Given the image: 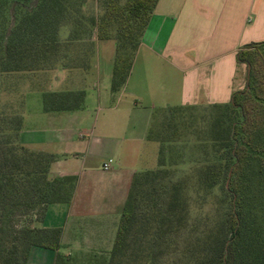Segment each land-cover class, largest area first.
Here are the masks:
<instances>
[{
    "label": "trees",
    "instance_id": "obj_1",
    "mask_svg": "<svg viewBox=\"0 0 264 264\" xmlns=\"http://www.w3.org/2000/svg\"><path fill=\"white\" fill-rule=\"evenodd\" d=\"M88 1L0 0V75L87 72L95 34L114 42L118 94L158 0H93L102 13L87 18ZM237 61L249 67L247 86L228 104L153 112L146 140L158 144L157 167L134 175L106 264H264V217L248 207L252 184L264 188V42ZM85 98L44 91L43 111L82 110ZM9 108L0 111V264H26L32 247L58 251L62 231L15 228L13 216L40 208L41 224L50 206L71 203L76 177L51 176L54 156L20 142L22 115Z\"/></svg>",
    "mask_w": 264,
    "mask_h": 264
},
{
    "label": "crops",
    "instance_id": "obj_2",
    "mask_svg": "<svg viewBox=\"0 0 264 264\" xmlns=\"http://www.w3.org/2000/svg\"><path fill=\"white\" fill-rule=\"evenodd\" d=\"M262 42L264 0H158L114 103L109 85L84 89L96 67L0 75L7 95L22 102L20 142L54 156L51 176L76 177L71 203L50 206L40 224L61 229L60 249L32 247L26 264H56L58 253L62 264H106L132 179L150 170L143 159L153 112L228 104L248 81L237 53ZM26 79L41 94L85 90L84 108L27 113L18 89Z\"/></svg>",
    "mask_w": 264,
    "mask_h": 264
},
{
    "label": "rangeland",
    "instance_id": "obj_3",
    "mask_svg": "<svg viewBox=\"0 0 264 264\" xmlns=\"http://www.w3.org/2000/svg\"><path fill=\"white\" fill-rule=\"evenodd\" d=\"M84 15L88 18L92 15L99 16L102 13L101 6L96 3V1L89 0L84 9ZM67 29L63 33L65 37ZM92 40L98 42L97 48L95 47L92 55L89 56V70L90 67H96V70H90L88 73L87 84L84 87L86 91H91L94 89V85H97L99 88L103 85H109L111 82V76L114 66V42L112 40L97 41L96 35L93 34ZM85 49L82 46H72L69 51H78ZM100 70V72L95 75L94 72ZM29 83V84H28ZM19 91L25 93V110L27 113L33 114L37 110H43L42 107V94L39 92V88L33 86V83L25 81L24 86L18 88ZM8 89H6L4 84H0V111L10 112L9 106H12V110L19 112L22 111V102L9 97L7 95ZM9 93V92H8ZM117 97L112 95V103L115 102ZM92 106L94 107L93 114L96 111L97 101H93ZM91 106V107H92ZM201 113V112H200ZM156 148V152L155 149ZM157 149L158 144L152 142L147 143L145 147L146 156H144L143 162L145 161L149 165L146 166L147 169H155L157 167ZM182 172L188 171V165H181L178 167ZM248 207L255 211L259 216L264 217V188L258 187V183L255 181L252 184L251 193L248 198ZM41 209L36 208L34 210L27 211L25 213L16 214L12 218V222L15 225V228L19 227H29L36 228L40 227V223L37 220L41 216Z\"/></svg>",
    "mask_w": 264,
    "mask_h": 264
},
{
    "label": "built area",
    "instance_id": "obj_4",
    "mask_svg": "<svg viewBox=\"0 0 264 264\" xmlns=\"http://www.w3.org/2000/svg\"><path fill=\"white\" fill-rule=\"evenodd\" d=\"M104 168L107 169L108 168V164L104 165Z\"/></svg>",
    "mask_w": 264,
    "mask_h": 264
},
{
    "label": "water",
    "instance_id": "obj_5",
    "mask_svg": "<svg viewBox=\"0 0 264 264\" xmlns=\"http://www.w3.org/2000/svg\"><path fill=\"white\" fill-rule=\"evenodd\" d=\"M248 73H249V67H248Z\"/></svg>",
    "mask_w": 264,
    "mask_h": 264
}]
</instances>
